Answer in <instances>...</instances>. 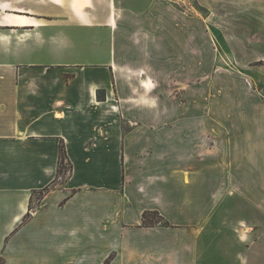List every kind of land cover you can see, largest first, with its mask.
<instances>
[{
	"label": "crops",
	"instance_id": "obj_1",
	"mask_svg": "<svg viewBox=\"0 0 264 264\" xmlns=\"http://www.w3.org/2000/svg\"><path fill=\"white\" fill-rule=\"evenodd\" d=\"M231 1L0 0V264H264V223L215 221L235 194L264 208V0L257 111L214 126L188 92L213 38L250 45L219 28Z\"/></svg>",
	"mask_w": 264,
	"mask_h": 264
},
{
	"label": "rangeland",
	"instance_id": "obj_2",
	"mask_svg": "<svg viewBox=\"0 0 264 264\" xmlns=\"http://www.w3.org/2000/svg\"><path fill=\"white\" fill-rule=\"evenodd\" d=\"M170 3V2H169ZM173 4V3H171ZM196 0H187V4L184 6H179L185 8L188 14L194 15L198 13L193 6H195ZM233 11L228 15L227 20L219 22L220 30L224 31L223 25H225L226 30L230 32H237V29L244 30L246 33L250 34L251 39L246 42H250L247 47L242 46V40L237 38H226V39H212V49L210 55H204V58L208 60V63H212L213 70H204L202 76V85L194 88H188V92L192 97L199 96L202 101L203 111L214 112V126L217 121L222 122L219 126H230L238 127L242 126L243 113H247L248 116L252 114L253 111H257V101L262 97V87L259 81V64L260 57L258 54V5L254 4V0H251L250 12L248 7H243L245 14L240 16L244 21L238 24L239 17L233 15L234 10L239 12L242 9V2L236 0L235 2L229 3ZM236 4V5H235ZM235 5L236 8H233ZM224 8L223 10H226ZM239 10V11H238ZM209 9L201 10L203 18L210 15ZM232 16L230 17V15ZM198 15V14H197ZM214 16V15H213ZM230 18L232 22H230ZM203 19V20H204ZM207 24L208 32L214 26V22H208L204 20ZM209 23V24H208ZM223 34V33H222ZM224 34H226L224 32ZM214 36V35H213ZM211 42V37L209 38ZM207 39L204 38L203 52L208 53L207 45L205 42ZM216 47H219V51ZM229 49V50H228ZM229 51V52H228ZM210 61V62H209ZM244 83L246 85H244ZM244 85V86H243ZM183 88H177L171 90V98L177 103L172 105L174 109L180 106L179 96L182 94ZM180 91V92H179ZM177 96V97H175ZM178 104V105H176ZM192 109H194V104H192ZM217 125V124H216ZM215 144V143H214ZM70 171L68 162H64V167L62 168V178L60 181L64 180ZM242 185L237 190H240ZM241 194H235V198L229 200H224L220 210L222 213L216 214V220L220 222H229L237 225L242 222L245 217L250 216V221H257L264 223V208L263 211H258L259 208L252 207L247 208L245 213L246 204H244L243 196ZM253 196V194H252ZM253 202H260L264 205V198L258 199L252 198ZM221 203V202H220ZM222 208V209H221ZM215 210V209H214ZM214 214V211L212 212ZM201 221V216H199ZM147 224L152 223L170 225L164 220V218L157 213H150L147 216ZM244 230H240L238 234L242 236ZM253 236V235H252Z\"/></svg>",
	"mask_w": 264,
	"mask_h": 264
},
{
	"label": "trees",
	"instance_id": "obj_3",
	"mask_svg": "<svg viewBox=\"0 0 264 264\" xmlns=\"http://www.w3.org/2000/svg\"><path fill=\"white\" fill-rule=\"evenodd\" d=\"M65 160H66V155H65V151H64V149L62 148V150H61V165H60V169H59V173H60V175H62V168L64 167V162H65ZM70 171H72V168H70ZM45 191H46V190H45ZM41 193L43 194L44 192H41ZM148 215H149L148 213H144V215H143L144 224H145V225H153L152 223H150V224L145 223L146 220H147V216H148Z\"/></svg>",
	"mask_w": 264,
	"mask_h": 264
},
{
	"label": "built area",
	"instance_id": "obj_4",
	"mask_svg": "<svg viewBox=\"0 0 264 264\" xmlns=\"http://www.w3.org/2000/svg\"><path fill=\"white\" fill-rule=\"evenodd\" d=\"M170 3L179 5V6H184L187 4V0H168Z\"/></svg>",
	"mask_w": 264,
	"mask_h": 264
}]
</instances>
